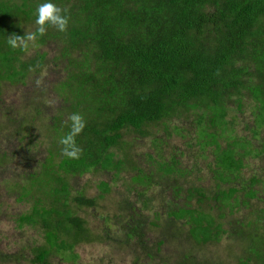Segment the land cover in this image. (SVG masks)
Here are the masks:
<instances>
[{
  "label": "trees",
  "instance_id": "1",
  "mask_svg": "<svg viewBox=\"0 0 264 264\" xmlns=\"http://www.w3.org/2000/svg\"><path fill=\"white\" fill-rule=\"evenodd\" d=\"M42 2L0 0V220L14 195L31 204L14 218L15 231L42 233L13 252L0 248V264H53L54 252L76 259L80 241L103 236L164 264H264V208L229 230L227 212H215L219 203L245 211L264 192V164L248 180L241 175L250 161L264 163V0H54L67 30L49 26L28 50L10 48V35L36 32ZM74 112L86 127L78 158H67L59 140ZM38 123L47 133H32ZM128 130L141 136L125 141ZM145 144L139 161L132 150ZM123 167L136 172L128 190L137 199L119 204L133 225L98 212L115 200L111 181ZM110 170L112 178L74 185V177ZM154 190L166 194L164 210L148 197ZM92 208L100 237L79 215ZM122 231L137 242L155 233L157 247L136 250L117 239Z\"/></svg>",
  "mask_w": 264,
  "mask_h": 264
},
{
  "label": "rangeland",
  "instance_id": "2",
  "mask_svg": "<svg viewBox=\"0 0 264 264\" xmlns=\"http://www.w3.org/2000/svg\"><path fill=\"white\" fill-rule=\"evenodd\" d=\"M14 92V91H13ZM12 92V95L15 98L14 93ZM10 99H7L6 102H10ZM232 105V104H231ZM244 116V115H243ZM233 117V116H232ZM249 117V116H246ZM38 126L40 128H35L34 132H36L37 130H39L40 132L43 133H47L44 131H41L42 129V125L40 123H38ZM40 135L39 141H45L46 140V135L44 134ZM137 136H141L140 133H138L135 130H128L125 131L124 133V140L125 141H132L133 139H135ZM37 143H41V142H37ZM36 145H33V147H36ZM148 147L146 146V144L144 146H141L140 148H138V146L135 147L134 150L132 151H138L140 152L139 156H137V160L141 161L142 157L145 156V152L147 151ZM46 152L44 151V154ZM121 153V152H119ZM134 153H132L133 155ZM190 162V161H188ZM149 164V163H148ZM200 164H204V162H200ZM251 164V168L246 166L245 168H243L241 170V175L245 177V179H249L251 177V175L254 173V171L252 170L253 168H256V172H260L261 171V167L263 166V162L261 160H254V161H250ZM192 165V164H190ZM148 168L150 170H154V168H151V165L148 166ZM105 174H99L98 171H90L87 172L86 174L80 176L79 178L74 177V180L77 181L75 185V187H78V184L81 186L85 187V183L81 184L80 182H86L87 184H90L91 182H93L94 180H98V182L104 178V176L106 177L107 180V176H109L110 178L113 177L114 171L110 170V171H105ZM136 172L132 171L131 169H125L124 167L121 169V175L120 177L117 179V183L115 180H110L111 181V186L114 188V192L115 193L113 196H111L113 199L115 200H111L108 201L107 203H104V201L102 200L103 206H99L98 208V212L101 214L102 212H110L113 213V211L116 214H120V217L122 216L121 220L125 221V222H130L131 225H133V222L131 221L130 217V213H126V215L123 213V207H121L119 204L122 203V199L125 198H130V199H137V194L133 191L128 190V187L130 188L131 184L133 183L132 181V177ZM202 175H204V179L201 181L204 183V181L206 183H209V179H210V173L206 172V169H203V173ZM190 178V177H189ZM105 179V178H104ZM191 179V178H190ZM75 181V182H76ZM74 182V183H75ZM95 182V181H94ZM117 185V186H116ZM80 187V186H79ZM156 190H160V189H156ZM156 190L151 191L148 195V197H151V195H155L158 196L157 197V201H155V206L159 207L160 209L164 210V208L160 205L161 204V198L165 197V195H162V193H158ZM164 191V189H161ZM89 193H91L89 191ZM16 194V193H15ZM97 194H98V190H97ZM99 195V194H98ZM261 196V195H260ZM107 197H110V194L107 195ZM2 201V200H1ZM114 201L117 204H113ZM217 201L213 200L211 201V203L215 204ZM250 203H252V205L250 204V210L247 209L245 211H236V212H231L230 208H226L224 209V207L219 208V206H222L221 203H219V205L215 204V212L220 211V212H227V217L225 219L226 222V226L225 229L229 230L230 227L232 226V222L237 220H240L242 222H247L248 220H257V216H256V207H262L264 208V192L262 193V198L260 199H252V201H250ZM108 204V205H106ZM115 205V206H113ZM104 207V208H103ZM31 208V204L30 203H20L18 201V199H16V197L14 195H12V197H10L9 199H7V202L2 206L3 209V215L2 218L3 220H0V248L2 250H5L6 252H13L14 250L18 249L19 247H21L25 242L26 239L28 238V235L31 234V236L36 237L37 239H39V237H41V232L39 229L37 228H26V234L21 233L20 231H15V226L17 227V223L15 222L14 218L16 219L18 214L22 213L23 211L29 210ZM93 210L96 209H89V210H81V212H79V215L82 216L83 214H86L88 217V219L90 220V225L89 227H92V233L95 234V237L97 235L102 236V232L104 231V228L102 225L98 224L96 226L97 223H101L98 219V217H95L94 215H92V213H94ZM102 211V212H100ZM254 213V214H253ZM108 214V213H106ZM144 217V216H143ZM129 218V221H128ZM259 220V219H258ZM112 224V229L111 230H116V225L115 222L111 223ZM22 231V230H21ZM119 231V230H118ZM174 231H177V229H174ZM180 234H182L180 231H177ZM124 231L119 232L117 235V239H122L124 238V240L126 241L127 238L124 235ZM23 234V235H22ZM113 236L115 235L114 231L113 233H110V235ZM152 234V233H151ZM106 235V234H105ZM226 235V234H225ZM225 235L223 234V237L221 239V242L219 244V248L217 247L216 250H218V252H221V254L224 253L225 249H224V245L226 243V238ZM107 236V235H106ZM149 239H145V241L143 240H139L138 242L135 240H127L130 241L134 246H136V250H141L143 248H147L150 252L154 251L157 247V241L158 238L156 236V234L154 233V235L152 234L148 236ZM144 244L142 246L144 247H139V245ZM176 243V242H175ZM172 246V244H171ZM164 248H169V245L166 244L164 246ZM74 253L78 254L79 257L76 259L70 258H64L65 255L63 254H58L56 252L52 253L51 255V260L53 261V264H136L135 261L139 260L140 264H164L162 262H160V260H151L149 259L144 253H140V254H135V253H130L128 251L127 248H123V246L117 242L115 239H112V237H108L102 240L96 239L94 240H88V241H80L74 250ZM215 256H219L218 253L214 252ZM193 258L198 259V262L201 261V259L199 260L200 255L198 253H195L194 255H192ZM179 259H175L172 264H180ZM10 264H17L14 262H10ZM23 264H29L26 263V261L23 262Z\"/></svg>",
  "mask_w": 264,
  "mask_h": 264
},
{
  "label": "clouds",
  "instance_id": "3",
  "mask_svg": "<svg viewBox=\"0 0 264 264\" xmlns=\"http://www.w3.org/2000/svg\"><path fill=\"white\" fill-rule=\"evenodd\" d=\"M69 17L65 9L57 5L54 0H43L37 6L35 24L38 26L36 32H28L24 36L10 35L7 44L12 49L28 50L30 45H34L37 34L46 33L49 26L54 27L59 32L67 30ZM39 83V82H38ZM68 120L70 121L69 131L61 136L59 143L63 146L62 151L67 158H78L80 147L77 143V137L86 127V121L82 114L72 113Z\"/></svg>",
  "mask_w": 264,
  "mask_h": 264
}]
</instances>
